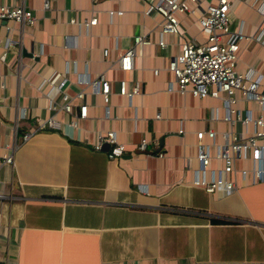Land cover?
<instances>
[{
    "label": "crops",
    "instance_id": "0c3cea01",
    "mask_svg": "<svg viewBox=\"0 0 264 264\" xmlns=\"http://www.w3.org/2000/svg\"><path fill=\"white\" fill-rule=\"evenodd\" d=\"M42 1L0 0L35 16L32 24L0 21V162L12 156L11 164L0 163V264H264V181L224 193L189 182L194 132L228 127L210 118L212 109L221 113L222 95L166 89L167 58L181 41L202 37L193 18L179 15V34L165 33L159 47V16L142 12L149 0ZM252 1L229 0L230 28L241 20L248 36L260 21ZM107 9L121 13L108 17ZM91 13L96 22L85 28L68 22ZM138 33L150 42L134 45L131 68L120 69L116 59ZM239 45L238 69L264 74V44L248 37ZM55 71L69 95L82 90L73 101L87 103L75 125L61 108L47 107L59 101L43 83ZM100 72L110 83V118L83 82ZM119 78L138 86L129 101L116 92ZM236 106L258 113L251 101ZM50 115L52 126L36 128ZM110 128L123 144L114 158L105 143L93 148L96 132ZM140 137L148 140L144 150L135 148ZM156 149L163 154L148 153Z\"/></svg>",
    "mask_w": 264,
    "mask_h": 264
},
{
    "label": "built area",
    "instance_id": "2783aa9c",
    "mask_svg": "<svg viewBox=\"0 0 264 264\" xmlns=\"http://www.w3.org/2000/svg\"><path fill=\"white\" fill-rule=\"evenodd\" d=\"M189 1L193 2V6H189ZM251 5L259 14L260 21L249 36L244 33L241 20L237 21L234 28H230L229 0L145 1L142 9L143 13L151 12L159 16L155 27V43L159 47L165 44V33L179 34V15L192 17L202 34L199 39L188 38L181 41L177 52L167 58L165 68L172 75L166 85L168 90L174 89L179 94H189L193 97L222 95L221 113L217 115L216 110L212 109L210 118L227 123V129L219 133H215L211 128L194 132L195 163L191 167L189 182L190 185L209 193H224L235 190L239 184L249 185L264 181V74L251 67L241 70L236 65L241 40L251 37L257 43L264 44V0H253ZM42 6H47L46 0L42 1ZM106 12L108 17H111L112 14L121 13V10L107 9ZM34 19L35 16L29 8L0 3V21L32 24ZM68 22L85 28L96 22V16L91 13L79 20L69 17ZM149 42L144 33L133 35L132 44L125 47L116 59L118 67L123 70L130 69L134 45H146ZM101 53L105 56L107 49L103 48ZM152 72L155 73L156 70L153 69ZM65 79L57 71L43 79V83L48 85V92L52 88L59 92L58 103L49 99L47 107L53 113L61 108L69 115L67 124L75 125L77 118L87 116V103L73 101L82 98V90L69 95L64 91ZM83 82L89 85L93 95L99 97L102 103V117L110 118V83L107 77L100 72ZM116 92L129 101L130 96L138 93V86L132 81L130 86L126 87L125 79L119 78L116 80ZM237 99L253 102L258 113L252 115L249 108L239 109L236 106ZM74 105L77 106L76 112L73 110ZM157 116L158 113H154V117ZM54 122V117L50 115L45 120H37L36 128L52 126ZM236 123L240 125L239 130L233 129ZM29 134L24 132L21 138L25 139ZM96 134L94 149L105 143L104 153L107 158L120 154L123 144L116 140L113 129L97 131ZM147 142L146 137H140L135 148L144 150ZM148 153L158 156L163 154L160 149L150 150ZM0 163L11 164V154L2 155Z\"/></svg>",
    "mask_w": 264,
    "mask_h": 264
},
{
    "label": "trees",
    "instance_id": "16d2710c",
    "mask_svg": "<svg viewBox=\"0 0 264 264\" xmlns=\"http://www.w3.org/2000/svg\"><path fill=\"white\" fill-rule=\"evenodd\" d=\"M211 221H213V222H221V221H222V219H218V218H211Z\"/></svg>",
    "mask_w": 264,
    "mask_h": 264
},
{
    "label": "rangeland",
    "instance_id": "374dc122",
    "mask_svg": "<svg viewBox=\"0 0 264 264\" xmlns=\"http://www.w3.org/2000/svg\"><path fill=\"white\" fill-rule=\"evenodd\" d=\"M150 1V0H149ZM259 55H264V49L262 47H260V51L258 53Z\"/></svg>",
    "mask_w": 264,
    "mask_h": 264
}]
</instances>
